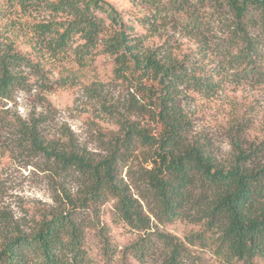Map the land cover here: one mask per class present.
I'll list each match as a JSON object with an SVG mask.
<instances>
[{
  "label": "trees",
  "instance_id": "1",
  "mask_svg": "<svg viewBox=\"0 0 264 264\" xmlns=\"http://www.w3.org/2000/svg\"><path fill=\"white\" fill-rule=\"evenodd\" d=\"M26 1L15 3L24 7ZM136 1L152 6L155 12L166 5L168 12L186 15L193 31L201 28L196 5L226 9L232 18L222 53L228 66L249 73L257 70L264 76V69H259L263 64H258L264 58V0ZM45 8L51 17L34 26L38 44L34 43L33 50L39 47L50 59L58 60L78 41L80 55L112 56L114 78L128 87L126 105L117 119L119 134L99 157L77 148L70 138L65 142L44 136L40 121L20 123L21 144L50 162L57 175L76 174L80 192L73 197L63 191L58 208L29 233L2 219L0 264H89L83 215L111 199L117 222L143 232L125 249L139 263L156 255V264H184L187 248L196 241L210 246L230 264L264 260L263 145L245 147L241 127L236 125L238 134L227 135L230 158L220 161L191 135L184 105L197 97L210 99L217 88L204 70V57L180 61L171 55L161 61L145 48V37L136 35L106 0H52ZM251 29L260 33L253 35ZM29 60L16 51L0 52V98L23 84L18 69L32 64ZM139 157L142 161L132 184L141 188L139 197L147 201L152 217L160 223L185 221L199 226V232L186 236L184 242L152 232L142 205L119 176L120 164Z\"/></svg>",
  "mask_w": 264,
  "mask_h": 264
},
{
  "label": "rangeland",
  "instance_id": "2",
  "mask_svg": "<svg viewBox=\"0 0 264 264\" xmlns=\"http://www.w3.org/2000/svg\"><path fill=\"white\" fill-rule=\"evenodd\" d=\"M48 1L52 0H28L21 7L15 0H0V52H19L32 63L18 69L23 84L14 86L9 96L0 98V229L2 219L6 218L24 233L58 208L63 191L76 197L80 188L76 174L57 175L50 162L21 144L20 123L40 121L38 126L44 136L65 142L70 138L77 148L99 157L119 134L117 119L124 114L128 90L113 76L112 56L95 52L80 55L76 50L78 41L58 60L50 59L39 47L33 50L37 40L34 26L51 17L45 8ZM106 1L131 24L136 35L145 37V48L161 61L171 55L180 61L204 57V70L217 88L210 99L197 97L184 105L193 137L203 141L220 161L230 158L227 135L238 134L236 125L241 127L245 147L250 144L264 147V76L260 77L257 70L249 73L228 66L229 61L222 53L230 36L232 18L226 9L215 10L208 3L196 5L201 28L193 31L186 15L168 12L166 5L155 12L152 6L136 0ZM251 33L256 35L260 30L251 29ZM258 64H263L259 68L263 70L264 58ZM140 161L141 157L120 164L119 176L142 205L152 232L168 234L183 242L186 236L199 232V226L185 221L168 224L152 217L147 201L139 197L141 188L132 184ZM114 206L115 200L111 199L83 215L84 249L89 264H156L159 260L156 255L142 263L127 256L125 249L143 232L117 222ZM208 236L206 233L205 237ZM184 261V264H230L198 241L187 248ZM254 264H264V260Z\"/></svg>",
  "mask_w": 264,
  "mask_h": 264
}]
</instances>
